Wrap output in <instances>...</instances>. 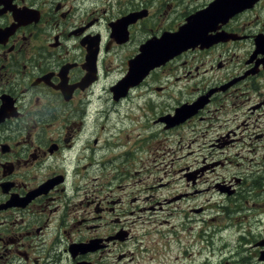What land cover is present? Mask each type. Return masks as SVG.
Returning a JSON list of instances; mask_svg holds the SVG:
<instances>
[{"label":"flooded vegetation","instance_id":"af4514ba","mask_svg":"<svg viewBox=\"0 0 264 264\" xmlns=\"http://www.w3.org/2000/svg\"><path fill=\"white\" fill-rule=\"evenodd\" d=\"M235 1L0 0V264H149L163 235L132 226L185 200L184 254L194 215L264 249V0ZM226 6L209 44L117 89L147 42Z\"/></svg>","mask_w":264,"mask_h":264},{"label":"rangeland","instance_id":"374dc122","mask_svg":"<svg viewBox=\"0 0 264 264\" xmlns=\"http://www.w3.org/2000/svg\"><path fill=\"white\" fill-rule=\"evenodd\" d=\"M176 86L173 91V96L175 95V91L177 89H180L185 86V81L183 82H175ZM183 85V86H182ZM182 86V87H181ZM167 96V93H163L162 97ZM173 99V98H172ZM139 100L134 99L133 101L129 102V104L137 105ZM186 131V129H182L181 133ZM184 181L181 179L177 180V187L183 188ZM211 194V192H209ZM207 194L206 196H208ZM203 197V196H202ZM190 203L189 200H185L181 203L180 208H186L188 207V204ZM159 213L155 215V217H151L150 219H153L155 222H149L147 221L144 225H136L134 226V230L136 234L141 235L142 233L145 234V243L151 244L152 242L148 240L149 237H156L160 234L163 235V239L159 242L157 246H150L148 248V252H143V254H146V258L150 261L149 264H174L172 262H178L180 261V258H178V255L180 253L174 252L170 250V252H166L165 246L168 245L169 241L171 240V229L169 228V223H166L165 219H169L172 223L183 222V214L180 213L181 210H178V213L176 210L169 208L163 211H158ZM172 212V213H170ZM214 212V211H212ZM202 218L205 217V213H202L200 215ZM249 216V215H248ZM246 216V218L248 217ZM197 216L194 215V218L196 219L192 224L193 231L187 234V248L189 249L193 244V252L194 255L192 256V259H195L193 264H209L213 261H221L226 254H229L231 250H226L224 244L226 242L230 243L231 245H234L237 243L236 236L233 233L229 232L226 234L224 239L221 240H214L215 242L208 246L206 243H208V236H202L203 230L207 227V223L205 221H199V219L196 218ZM162 223L160 225L159 223ZM211 226L212 223H210ZM201 233V235H200ZM164 240H166L164 244ZM230 245V246H231ZM198 252H201V254H198ZM237 252V251H236ZM153 255V257H151ZM229 258H231V263L229 264H252L251 258L248 257V253H240L236 255H231Z\"/></svg>","mask_w":264,"mask_h":264},{"label":"water","instance_id":"95a60500","mask_svg":"<svg viewBox=\"0 0 264 264\" xmlns=\"http://www.w3.org/2000/svg\"><path fill=\"white\" fill-rule=\"evenodd\" d=\"M204 28L194 27L186 25L181 29L171 34L170 36L162 37L160 39L152 40L147 44L151 49H162V50H181L188 46L198 44L199 42L205 41Z\"/></svg>","mask_w":264,"mask_h":264}]
</instances>
